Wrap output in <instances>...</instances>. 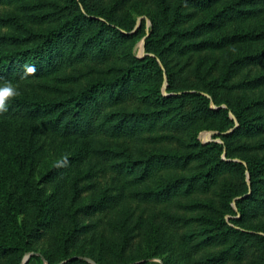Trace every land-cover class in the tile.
I'll return each mask as SVG.
<instances>
[{
	"label": "trees",
	"instance_id": "1",
	"mask_svg": "<svg viewBox=\"0 0 264 264\" xmlns=\"http://www.w3.org/2000/svg\"><path fill=\"white\" fill-rule=\"evenodd\" d=\"M129 6L150 11L142 57L132 53ZM1 7L0 90L16 94L0 112V257L22 264L53 233L62 264H92L83 256L149 264L138 251L145 245L162 264H264L256 232H264V166L241 142L242 134H264V97H235L264 85V0H0ZM202 51L216 55L195 81L188 67ZM210 114L225 122L216 136L230 160L222 145L197 138ZM56 148L60 157L34 182L32 171ZM144 204L160 209L153 233Z\"/></svg>",
	"mask_w": 264,
	"mask_h": 264
},
{
	"label": "rangeland",
	"instance_id": "2",
	"mask_svg": "<svg viewBox=\"0 0 264 264\" xmlns=\"http://www.w3.org/2000/svg\"><path fill=\"white\" fill-rule=\"evenodd\" d=\"M142 1L144 0H135V4L138 5L140 4ZM4 8L1 7L0 8V13H3ZM128 11L130 16L133 18L134 20V25L133 28L130 32H134L135 33V42L133 44L132 47V53L137 56V57H142L145 54L144 51V39L145 37L148 35V31L150 28V11L148 8H144V10L142 12L138 11L135 7L129 6L128 7ZM203 16H205L202 12H198L197 18L201 19L203 18ZM143 45V48H142ZM247 48L244 49V51H249ZM236 53L235 49H232L229 54L228 57H233ZM216 54L214 52L210 53V52H206V51H202L200 53H192V57L190 59V64L191 66L188 67L190 73L192 74V78H194L195 81L196 78L194 77L195 75L197 76H201L204 74L205 69L207 68L206 66V60L211 59L213 56H215ZM193 60V61H192ZM197 62H202L200 68L196 71L194 70L195 64ZM216 72H213V74ZM212 75V71L209 73L208 79L209 77ZM215 77V76H214ZM216 80L217 82H219L220 80V75L216 76L215 78H213V80ZM194 82V81H193ZM207 82V79H204V84ZM204 84L201 85L200 87V93H202L205 97L210 98V94L207 92V88L204 87ZM1 85H10V84H5L2 83ZM212 85H209V89H212ZM9 87V86H8ZM7 88V87H6ZM164 92H165V87L163 88ZM264 97V85H262L261 87L255 88V89H249V88H241L240 90H238V92H236L235 97H240L241 99L244 100H248L251 97ZM211 99V98H210ZM210 108H216L217 105L214 104L213 101H210L209 104ZM226 104L225 103H221L218 105V108H225ZM227 116L228 118H230L232 121L235 122L236 124V119L234 116V113L232 112L231 109L227 110ZM206 121H203L202 124V128L201 130H199L197 138L199 139L200 142L205 143V142H216L219 143L220 145L223 146V150L221 153V158L222 159H226V160H230V158H227L225 155L226 152V148L223 144V141L221 138H219L218 136H216V134L218 133V129L220 127H222L224 125V120L222 119L221 115H216V114H210V116L205 119ZM231 130V128H228L226 131ZM241 142L244 144H247L250 148H248V153L249 155H253L254 159L257 162L263 163L262 165L264 166V134H242L241 135ZM259 147V148H257ZM59 148L56 149H52V150H48L45 155L44 158L42 159L40 165L38 164V166L35 167V169L32 171V177L34 182H36L38 180V176L44 171V169L51 164V162L54 160H57L60 155L61 152L59 151ZM231 160L233 161H237V162H242L245 164V162L243 160H240V158H231ZM246 178H249V174L246 171L245 172ZM108 185V181L105 180L102 184V188H105V186ZM85 200H87L89 198L88 193L85 194ZM222 203L219 202L218 205H221ZM228 204H230V206L232 207V209L234 211H236V206H235V200L231 199L230 203L228 202ZM159 211L160 209L153 205V204H144L141 206V212L144 215L145 218V225H147L148 220L151 218V231L153 233V225L155 224V220H157V218L159 217ZM231 214L226 213L224 214V218L226 221L229 220ZM233 216H237V215H233ZM29 216H24L22 215V218L25 220H28ZM258 234L264 236V232L263 231H256ZM143 244L145 245V242L143 241ZM146 247H138V251L141 254H144L148 261L149 264H162V258L159 255H152V251H153V247H149L147 245H145ZM37 251H28L26 253H24V255L21 258V262L20 263H25V262H29V264H48L44 254H48L51 257V261L53 264H62V261H57L58 258V253H59V247H57L54 243H53V233L49 234L48 236L44 237L42 240H40V244L39 247H37ZM44 254H43V253ZM87 261H89L92 264H97L96 262H94V260H92V258L88 257V256H83ZM9 259L10 257H0V264H8L9 263Z\"/></svg>",
	"mask_w": 264,
	"mask_h": 264
},
{
	"label": "clouds",
	"instance_id": "3",
	"mask_svg": "<svg viewBox=\"0 0 264 264\" xmlns=\"http://www.w3.org/2000/svg\"><path fill=\"white\" fill-rule=\"evenodd\" d=\"M33 71H35V68L33 66L32 68ZM16 94L15 90L8 87V88H3L2 90H0V112H3L6 110V105H5V98L9 97V96H14Z\"/></svg>",
	"mask_w": 264,
	"mask_h": 264
},
{
	"label": "water",
	"instance_id": "4",
	"mask_svg": "<svg viewBox=\"0 0 264 264\" xmlns=\"http://www.w3.org/2000/svg\"><path fill=\"white\" fill-rule=\"evenodd\" d=\"M142 48H143V45H142Z\"/></svg>",
	"mask_w": 264,
	"mask_h": 264
}]
</instances>
